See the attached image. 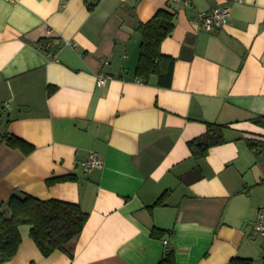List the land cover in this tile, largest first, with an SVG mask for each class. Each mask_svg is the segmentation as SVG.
<instances>
[{
	"label": "crops",
	"instance_id": "1",
	"mask_svg": "<svg viewBox=\"0 0 264 264\" xmlns=\"http://www.w3.org/2000/svg\"><path fill=\"white\" fill-rule=\"evenodd\" d=\"M217 6L230 18L206 32L196 14ZM162 8L176 14L161 44L175 60L169 87L134 77L136 24ZM260 117L264 0H100L92 11L84 0H0V133L32 146L0 141V203L26 194L88 216L47 257L21 226L16 255L0 264H159L168 248L176 264H264V237L252 232L264 214ZM207 124L224 141L194 158L187 144ZM91 152L102 166L83 172ZM65 176L75 179L47 183Z\"/></svg>",
	"mask_w": 264,
	"mask_h": 264
},
{
	"label": "trees",
	"instance_id": "2",
	"mask_svg": "<svg viewBox=\"0 0 264 264\" xmlns=\"http://www.w3.org/2000/svg\"><path fill=\"white\" fill-rule=\"evenodd\" d=\"M99 1L84 0L90 11ZM175 15L174 11L162 8L158 9L148 21L136 24L135 31L139 33L141 39L134 77L143 83H147L154 76L158 86H170L175 60L161 52V44L174 29ZM53 41V39L40 41L46 45L45 52L50 59L55 58V53L51 50L56 48ZM254 121L264 125V118L260 117ZM0 141L24 154L32 150L31 145L7 131L0 133ZM223 141L222 126L207 124L206 132L189 141L187 145L194 158H201L207 154L210 147ZM249 146L252 147L253 144L250 143ZM73 179H75L74 176H65L49 179L47 183ZM162 203L163 195L154 205ZM87 217V214L76 204L58 200H40L26 194L12 195L5 203H0V262L9 261L16 255L21 243L19 233L21 226L30 227L29 237L41 254L47 257L55 251H64L66 244L80 234ZM162 232V230L153 229L151 235L160 237ZM231 263L252 264V260L236 258ZM159 264H176L171 248H168Z\"/></svg>",
	"mask_w": 264,
	"mask_h": 264
},
{
	"label": "built area",
	"instance_id": "3",
	"mask_svg": "<svg viewBox=\"0 0 264 264\" xmlns=\"http://www.w3.org/2000/svg\"><path fill=\"white\" fill-rule=\"evenodd\" d=\"M233 1L242 2L243 0ZM229 18L230 9L227 6H217L209 11H201L196 14V21L199 27L206 32H214L222 28L226 25ZM38 48L42 52L46 51V45L44 43H40ZM106 79V77L98 75L96 77V85L98 87L103 86ZM77 165L83 172H87L91 168H100L102 166V161L99 159L96 152H91L86 159L77 162ZM252 232L256 236L264 237V214H260L252 224Z\"/></svg>",
	"mask_w": 264,
	"mask_h": 264
}]
</instances>
